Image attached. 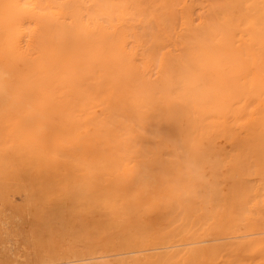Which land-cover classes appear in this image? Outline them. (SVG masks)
Returning a JSON list of instances; mask_svg holds the SVG:
<instances>
[{"label":"rangeland","instance_id":"1","mask_svg":"<svg viewBox=\"0 0 264 264\" xmlns=\"http://www.w3.org/2000/svg\"><path fill=\"white\" fill-rule=\"evenodd\" d=\"M0 76V264H264V0H0Z\"/></svg>","mask_w":264,"mask_h":264},{"label":"snow or ice","instance_id":"2","mask_svg":"<svg viewBox=\"0 0 264 264\" xmlns=\"http://www.w3.org/2000/svg\"><path fill=\"white\" fill-rule=\"evenodd\" d=\"M179 87H180V85H179V84H177V85H176V87L172 89V91H174V92H175V91H176V90H177ZM176 107H178V106H176Z\"/></svg>","mask_w":264,"mask_h":264},{"label":"bare ground","instance_id":"3","mask_svg":"<svg viewBox=\"0 0 264 264\" xmlns=\"http://www.w3.org/2000/svg\"><path fill=\"white\" fill-rule=\"evenodd\" d=\"M3 80H4V79H2V77L0 76V82L3 81ZM0 88H1V87H0ZM0 94H2V93H0Z\"/></svg>","mask_w":264,"mask_h":264}]
</instances>
